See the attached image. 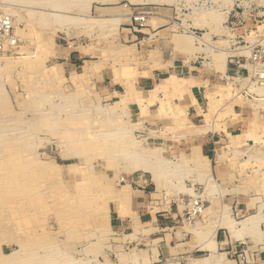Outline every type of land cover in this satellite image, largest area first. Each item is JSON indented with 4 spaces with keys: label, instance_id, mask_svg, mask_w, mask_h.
I'll use <instances>...</instances> for the list:
<instances>
[{
    "label": "rangeland",
    "instance_id": "obj_1",
    "mask_svg": "<svg viewBox=\"0 0 264 264\" xmlns=\"http://www.w3.org/2000/svg\"><path fill=\"white\" fill-rule=\"evenodd\" d=\"M253 1L162 0L160 4H153L137 0L130 5L139 8V14L146 18L144 26H140L134 21L137 16H132L133 39L138 38L136 42L146 40L151 24L160 27L161 38L170 31L185 35L192 30L196 38L181 36L176 44L191 45L192 58H196V52L201 50L196 43L204 44L201 38L207 39L203 34L210 28V32L223 34L235 6L239 4V11L247 13ZM17 3L0 0V12L14 19L13 32L5 34L0 30V45L10 40V36L17 37L16 45L0 50V264H8L21 256L27 259V264H71L70 256L89 259L93 264H233L229 260L235 256H221L213 237L203 246L210 253L197 251L201 232H195V239L189 242L173 243L174 248L165 250L163 257H159L157 241L155 247L151 241L137 245L114 241L110 228V204L114 196L111 181L116 178L120 181L124 172L137 171H126L124 167L133 164L134 152H143L145 163L150 165L152 152L154 156L160 153L159 165L155 164L159 180L168 182V200L173 196V189L186 187L185 176L189 172L199 178L205 171L199 165L189 167L188 164V168L182 165L171 168L167 162L171 159V149L164 144L168 132L165 131L157 143L156 140L147 141L149 134L143 137V121L135 114L133 105L122 108L123 105L104 98L97 84L84 80L80 73L82 68H78V72L71 70L69 52L86 45L89 35L91 42L95 37L96 45L104 50L133 44L119 39L120 19L109 18L106 11L111 7L122 9L128 3H97L95 12L90 14L89 25L86 18L76 14L77 4L73 0ZM261 4L264 6V2ZM263 30L264 26L252 31L247 39L257 41ZM259 43L264 44H256ZM215 64L218 71L226 69L217 57ZM121 69L119 74L131 80L139 74L135 67ZM188 71L189 68H185L182 75H188ZM171 75V89L180 95L190 93L207 128L219 132L218 138L223 144L220 155L226 160L218 183L210 177L207 186L208 192L222 191L223 194L210 198V194L207 197L196 191L183 199V206L194 199L202 205L208 200L212 208L203 211L201 217L209 215L208 219H216L222 216L225 221L234 220L240 216L233 210L234 195L253 193L255 198L264 197L263 147L250 150L252 162L244 160L248 152L242 147L244 140L249 138L256 145L264 144V111L249 116L244 114L249 112L250 104L254 108L258 106L260 100L253 96L263 87L256 86L255 91L249 79L236 86H232L230 80L209 91L199 90L201 83L193 76ZM242 77L248 78V74ZM248 98L254 100L250 102ZM176 111L175 125L169 132L180 140L193 132V121L198 123L199 120L180 106ZM243 119L248 120V128L241 129L242 126L236 124ZM57 163L61 166H56ZM123 205L127 207L126 202ZM262 217L260 210L248 216L243 224L254 230ZM143 229L145 234L149 232ZM211 229L208 225L203 233L210 236ZM184 244L188 246L186 251ZM43 247L54 249L52 258L44 257Z\"/></svg>",
    "mask_w": 264,
    "mask_h": 264
},
{
    "label": "crops",
    "instance_id": "obj_2",
    "mask_svg": "<svg viewBox=\"0 0 264 264\" xmlns=\"http://www.w3.org/2000/svg\"><path fill=\"white\" fill-rule=\"evenodd\" d=\"M73 1L77 4L76 14L81 18H86L88 25L90 24V14L95 12L97 3H128L122 9L111 7L106 11L110 14L109 18L118 17L120 19L119 25L122 26V31H120L119 39L122 42L127 41L133 44L127 45L126 48H120L117 45L112 46L109 50H104L96 45L95 37L91 42L89 35L86 45L69 52L71 70L78 72L77 69L82 68L80 73L84 76H82L84 80L97 84L104 98L123 105L122 108L133 105L136 110L135 114L140 115V119L143 121L141 129L144 133L143 137L147 138L149 134L147 141L154 142L156 140L155 143H157L164 132H168L164 144H167L171 149V159L165 161L170 163L171 168L175 169L181 165L184 168H188V165L189 167L199 165L205 170L204 176L199 178L189 172L185 176L186 187L173 189V196L168 200L166 197L168 182L159 180L157 166L160 153L154 156L152 152L150 165L146 164L143 152L131 150L134 152L132 155L133 164L130 167H124L126 171L132 169H137V171L124 172L120 181L117 178L111 181L114 196L110 204V228L112 236L115 238L114 241L123 244L135 243L136 245L151 241L154 247V242L157 241L159 257H163L165 250L169 247L174 248L172 247L173 243L189 242L195 239V232H201L197 251L210 253V250L203 246L213 237L221 256L224 254L235 256L229 260L233 264H264V197L255 198L253 193L234 195L233 210L237 216L238 214L240 216L230 221L223 220L222 216L216 217V219H208L209 215L206 218L201 217L203 211L212 208V204L208 200L203 205L200 203L203 210L195 215L200 214L195 217V220H192L194 215L190 213L191 206H183V199H188L187 197H191V194L196 191L207 195V197L210 194V198H216L223 194L222 191L212 194L208 192L207 186L210 177L218 183L222 177L226 160L222 159L220 155L223 144L218 138L219 132L207 128L208 126L201 116L202 112L193 103V96L190 93L180 95L170 87L171 74L182 78L193 76L201 83L199 90L203 88L208 91L215 85L224 84L222 83L224 81L228 84L232 80V86H236L244 80H249L251 73L249 61L246 60L247 53L250 54L256 43L264 42V30L262 36L255 42H250L247 38L250 37L252 31H258L264 26V6L261 4L264 0H254L252 9H249L247 13L239 11L240 6L237 4L228 16L229 26L223 34L210 32V28L203 34V36L207 35V39L201 38L204 44L196 43L197 48L201 46L200 53L196 52V58H192L193 48L191 45L177 46L176 44L179 38L182 39L181 36L196 38V32L192 30L186 32L185 35L170 31L166 37L161 38L160 27H154L151 24L147 29L150 33H147L149 36L146 37V40L136 42L138 38L133 39L135 34L131 25L135 24L132 16L139 14V8L130 4L137 0ZM160 3L157 1L153 4ZM142 32L144 31L142 30ZM184 40L186 41L185 38ZM121 57L123 61H121ZM216 57L217 61L223 67L225 66L224 71L215 69ZM124 66L138 69L139 74L135 80L127 78L124 74H119ZM185 68H189L188 75H182ZM242 74H248L249 79L242 77ZM253 89L256 91L255 85H253ZM257 97L260 98V95L255 93L253 98L258 100ZM248 99L250 102L254 100ZM177 106H180L189 115L198 117L199 120L198 123L193 121L195 125L193 132L180 140L175 139L169 132L175 125L174 116L177 115ZM248 108L249 112L244 113L248 116L262 113L264 100H260L256 108L251 104ZM247 123L248 120L243 119L236 124L244 129L248 128V126L246 127ZM244 141L242 147L244 151L248 152L244 160L252 162L250 150L259 146L263 147L264 151V144L256 145L255 141L250 138ZM150 150L152 151V149ZM157 150H160V147H157ZM156 162L158 165L155 164ZM196 178H198V182H196ZM124 202L127 203L126 208L123 207ZM260 210L263 217L258 228L247 229L243 224L245 219ZM208 225L212 228L210 236L203 233ZM143 227L149 232L145 234ZM183 249L186 251L188 246L184 244Z\"/></svg>",
    "mask_w": 264,
    "mask_h": 264
},
{
    "label": "bare ground",
    "instance_id": "obj_3",
    "mask_svg": "<svg viewBox=\"0 0 264 264\" xmlns=\"http://www.w3.org/2000/svg\"><path fill=\"white\" fill-rule=\"evenodd\" d=\"M3 1V3H5V1L6 0H2ZM12 1H14V3L16 4L17 2V4H19L20 5V3L21 2H23L24 0H12ZM146 1H148V2H151V3H154V2H157V1H160V2H162V0H146ZM8 3V2H7ZM51 4V3H50ZM56 5V4H55ZM14 6V5H13ZM37 5H35V7H36ZM47 6V5H46ZM4 7V6H3ZM18 7V6H17ZM32 7V6H31ZM42 7V6H41ZM48 7V6H47ZM73 7V6H72ZM14 8V7H13ZM28 8V7H27ZM26 8V9H27ZM30 8V7H29ZM43 8V7H42ZM15 9H16V7H15ZM199 9V8H198ZM18 10V9H17ZM30 10V9H29ZM47 10H48V8H47ZM33 11V10H32ZM36 11V10H35ZM46 11V10H45ZM58 11V10H57ZM67 11V10H66ZM65 11V12H66ZM12 12H15V11H12ZM19 12V11H18ZM63 12V11H62ZM30 13H31V11H30ZM34 14H35V12H33ZM44 13V12H43ZM74 13V12H73ZM7 14V13H6ZM38 14V13H37ZM39 14H40V12H39ZM38 14V15H39ZM48 14V13H47ZM64 14V13H63ZM43 15V14H42ZM70 15V14H69ZM76 15V14H75ZM11 16V15H10ZM135 16H137L139 19H141L143 22H144V19L146 18V16L145 15H141V14H135L134 15V17ZM12 17V16H11ZM61 17V16H60ZM63 17V16H62ZM77 17V16H76ZM34 18H35V16H34ZM42 18V17H41ZM135 19H136V17H135ZM135 19H134V21H135ZM138 19V20H139ZM14 20V19H13ZM79 20V19H78ZM68 22H69V19H68ZM73 23V22H72ZM60 25H61V23H59ZM77 24H80V23H77ZM145 24V23H144ZM144 24L142 25V26H144ZM263 25V24H262ZM66 26V25H65ZM137 30V29H136ZM247 40V39H246ZM230 42V41H229ZM228 42V43H229ZM17 44V37H16V35L15 36H11V39H10V41H7V43H6V47H8V45H16ZM13 48H15V47H13ZM251 50V49H250ZM21 53V52H20ZM214 57V56H213ZM28 58V57H27ZM247 78V77H246ZM247 79H249V78H247ZM250 79H251V81H252V83H251V85L252 84H254L255 86H262L263 88H264V84H262V85H260V83H258L259 85H257V80H254L253 79V76L251 75L250 76ZM263 88H259L258 90H259V95H260V98H258V100H264V89ZM159 89V88H158ZM254 104H256V103H254ZM3 119V118H2ZM212 130V129H211ZM151 132V131H150ZM205 132V131H204ZM3 133H5V132H3ZM201 133V132H200ZM155 134V133H154ZM6 147H8V146H6ZM5 147V148H6ZM17 147V146H16ZM123 154V153H122ZM203 157V156H202ZM12 158V157H11ZM127 158H129V157H127ZM30 160V159H29ZM39 161V160H38ZM41 161V160H40ZM39 161V162H40ZM37 162V161H36ZM35 162V163H36ZM42 163H46V162H43L42 161ZM48 163V162H47ZM137 163V162H136ZM138 163L141 165V163L139 162V160H138ZM30 164V163H29ZM49 164V163H48ZM135 164V163H134ZM24 165H26V164H24ZM31 165H32V163H31ZM30 166V165H29ZM56 166H61L60 164H56ZM138 166V165H137ZM38 167V166H37ZM135 167H136V165H135ZM27 168V167H26ZM25 168V169H26ZM60 168V167H59ZM141 168V167H140ZM55 169H58V168H55ZM17 170V169H16ZM21 170H23V169H21ZM144 170V169H143ZM14 173H16V172H14ZM55 173V172H54ZM8 183V182H7ZM7 183H6V185H7ZM9 185V184H8ZM12 187H13V185H12ZM9 188V187H8ZM125 188V187H124ZM20 189V188H19ZM129 189V188H128ZM4 193H6V192H4ZM197 200L196 199H194L193 200V202H191V203H187L186 204V207H188V206H191L192 207V209H191V207H190V212H191V214L192 215H196L197 214V212L199 211L198 209H199V206H196L195 205V202H196ZM198 204H199V202H198ZM42 245H44V244H42ZM48 245H49V243H48ZM33 248V247H32ZM43 249H44V252H46L45 254L47 255H44V257H48V258H52L53 256H50L51 254H53L52 253V250H54V249H50V248H48V247H46V248H44L43 247ZM42 249V250H43ZM33 250H34V248H33ZM21 251V250H20ZM27 251V250H26ZM23 253V252H22ZM24 254V253H23ZM26 254V253H25ZM30 254V253H29ZM66 255V254H65ZM56 256V255H55ZM69 256V255H68ZM27 257V256H26ZM26 258L24 257V256H21L20 258H13L8 264H27V259L25 260ZM44 259V258H43ZM40 260V259H39ZM45 260V259H44ZM68 260V259H67ZM59 261H61V259L59 260ZM65 262V261H64ZM69 262H71V264H93V261H91V260H89V259H82V260H80V259H75V258H73L72 256H70L69 257ZM53 263V262H52Z\"/></svg>",
    "mask_w": 264,
    "mask_h": 264
},
{
    "label": "built area",
    "instance_id": "obj_4",
    "mask_svg": "<svg viewBox=\"0 0 264 264\" xmlns=\"http://www.w3.org/2000/svg\"><path fill=\"white\" fill-rule=\"evenodd\" d=\"M138 19L139 18L136 17L135 22L140 26H142L144 22L141 19L139 20ZM13 26H14L13 17H11L9 14L0 12V30H2L5 34L9 32H13ZM6 43L7 41L5 43L3 42L0 45L1 51H3L4 48H6ZM246 60L249 61V71L253 76V79L257 80V83H260V85L264 84V44L259 43L254 45L249 56L246 57ZM198 202L199 201H196L195 205L199 206L198 212H202L203 207L200 205V202L199 204Z\"/></svg>",
    "mask_w": 264,
    "mask_h": 264
}]
</instances>
